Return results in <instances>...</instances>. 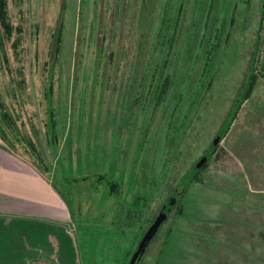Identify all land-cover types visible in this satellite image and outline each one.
<instances>
[{"label": "rangeland", "instance_id": "rangeland-1", "mask_svg": "<svg viewBox=\"0 0 264 264\" xmlns=\"http://www.w3.org/2000/svg\"><path fill=\"white\" fill-rule=\"evenodd\" d=\"M7 11L0 99L87 237L82 264H128L156 214L140 264H264V79L225 122L261 55L264 0H7Z\"/></svg>", "mask_w": 264, "mask_h": 264}, {"label": "crops", "instance_id": "crops-1", "mask_svg": "<svg viewBox=\"0 0 264 264\" xmlns=\"http://www.w3.org/2000/svg\"><path fill=\"white\" fill-rule=\"evenodd\" d=\"M71 216L48 172L0 140V264H82Z\"/></svg>", "mask_w": 264, "mask_h": 264}, {"label": "trees", "instance_id": "trees-1", "mask_svg": "<svg viewBox=\"0 0 264 264\" xmlns=\"http://www.w3.org/2000/svg\"><path fill=\"white\" fill-rule=\"evenodd\" d=\"M0 29L5 37H10L12 30H13V27L11 26L10 21H9V16H8V11H7V0H0ZM259 37L260 36L257 37V41L255 42V44H256V49L258 53L261 55H259V57L257 55L256 58H254L253 65L250 67L249 72L245 76V80L239 91V95H237V98L234 104L232 105V108L228 114V117L225 120L227 125L232 120H234V118L236 117V114L238 113V109L241 107L242 103L249 99L252 91L254 90L259 80L264 79V37H263V44L261 46V50L258 49L259 48ZM59 39H60L59 36L56 35V41H55V44H53V50H54L55 57L58 54V50H59ZM1 56H2L3 61L6 62L4 60L3 55ZM150 74H151V77H150L151 80L149 82V87H150L149 91H151V87L153 84L152 79L154 78V76L156 77V75L153 74L152 72ZM158 77L160 80L158 82L156 81L155 101L157 105H160V103L165 101V94L167 92L168 85H169V77H168V74L164 72H160L157 76V79ZM181 122L182 121L180 120L179 123ZM51 127L55 128V124L52 123ZM47 130L48 132L50 130V133H51L49 142L53 144V141H55L57 137H55V133L52 132L53 130H51L49 126H47ZM174 130L175 129H172L170 126L167 127L166 137H164L165 144L169 141L170 143H173V141L175 140L174 135L172 134ZM0 140L5 144V146L11 148L12 150H17L16 144L23 143L24 145L23 144L22 145L24 146V148L25 149L27 148L26 149L27 156L20 153L21 155L27 158H31L30 156L34 154L37 158H39V155L37 154V151L35 147L33 146V144L31 143V141H29L28 139L26 140L25 138L19 136V131L15 125L14 118L12 114L6 109L1 99H0ZM198 179L199 177L196 175V176H193L192 180H198ZM181 211H182L181 208H179L178 212L180 213Z\"/></svg>", "mask_w": 264, "mask_h": 264}, {"label": "water", "instance_id": "water-1", "mask_svg": "<svg viewBox=\"0 0 264 264\" xmlns=\"http://www.w3.org/2000/svg\"><path fill=\"white\" fill-rule=\"evenodd\" d=\"M200 166V164H197L195 166V168L189 173L188 177L185 179V181L187 182L188 180H190L192 173L195 172V170ZM178 192H176V194H174L166 203V205L164 206V210H166L172 200L174 199L175 195H177ZM161 215H159V217L152 223V225L147 229L146 233L143 235V237L141 238V240L139 241L138 247L137 249L133 252L130 261L128 264H138L140 256L149 240V238L152 236V234L154 233L156 227L158 226V224L160 223L161 220Z\"/></svg>", "mask_w": 264, "mask_h": 264}, {"label": "flooded vegetation", "instance_id": "flooded-vegetation-1", "mask_svg": "<svg viewBox=\"0 0 264 264\" xmlns=\"http://www.w3.org/2000/svg\"><path fill=\"white\" fill-rule=\"evenodd\" d=\"M195 166H196V165H195ZM195 166H193V167L189 170V173L195 168ZM199 169H200V166L195 170V172H193L194 174L192 173V176H191L190 180H188V181L186 182L185 179L188 177V175H189V173H188V175L185 177L184 181L180 182L179 185L177 186V188H176V189L174 190V192L172 193V195H170V197L166 199L165 202L167 203L168 200H169L174 194H176V192H178L177 195H175L174 199L172 200V202H171V204H170V206H169V210H170V208H171L172 206H174V205H173L174 202H176V200L181 196V193L183 192V187H184L183 185H185V184H187L188 182L192 181L193 176H196V175H197ZM135 198H137L136 200H138V201H143V203H146V202L149 201V199H150L149 197H148V198H146V197H142V198H140V197H135ZM144 201H145V202H144ZM134 202H135V199H134ZM156 219H157V214L152 218L151 223H153ZM159 225H160V223H159ZM140 240H141V239H140ZM140 240H139V241H140ZM139 241L137 242V244H136V246H135L133 252L137 249L138 244H139ZM146 248H147V244H146V246H145V248H144V250H143V252H142V254H141V256H140V259H139L138 264H140L141 257H142L143 254L145 253ZM133 252H132V254H133ZM130 258H131V257H130Z\"/></svg>", "mask_w": 264, "mask_h": 264}]
</instances>
